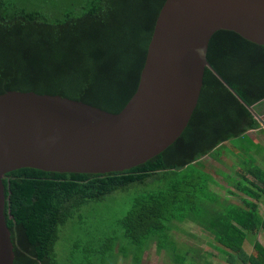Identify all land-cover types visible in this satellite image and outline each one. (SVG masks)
Listing matches in <instances>:
<instances>
[{
    "label": "trees",
    "instance_id": "16d2710c",
    "mask_svg": "<svg viewBox=\"0 0 264 264\" xmlns=\"http://www.w3.org/2000/svg\"><path fill=\"white\" fill-rule=\"evenodd\" d=\"M163 2L85 0L51 17L12 0H0V93L59 94L118 112L136 89ZM206 57L241 100L206 67L187 126L171 145L144 163L107 173L23 167L4 174V215L13 243V264H56L58 227L86 203L131 184L148 186L120 221L133 244L150 239L149 244L154 242L158 251L164 250L165 232L191 221L229 251L230 261L237 256L244 263L264 264L260 242H254V253L244 250L247 232L264 230V214L257 207L264 200L261 145L248 137L251 149L244 142L240 149L235 146L234 152L240 151L244 159L237 154L241 167L233 171L236 177L228 180L225 176L227 197L214 193L213 185L209 187L213 182L223 185L203 171L200 161L221 154L226 141H244L248 131L263 129L246 105L261 117L264 45L233 31L217 30L209 40ZM230 194L242 201L231 200ZM210 198L212 203L207 204ZM183 247L194 264H213L200 259L193 247Z\"/></svg>",
    "mask_w": 264,
    "mask_h": 264
},
{
    "label": "water",
    "instance_id": "95a60500",
    "mask_svg": "<svg viewBox=\"0 0 264 264\" xmlns=\"http://www.w3.org/2000/svg\"><path fill=\"white\" fill-rule=\"evenodd\" d=\"M217 30L264 45V0H164L136 89L116 113L59 94L0 93V264L14 260L4 215V174L23 167L107 173L144 163L187 126L206 67L241 100L207 60Z\"/></svg>",
    "mask_w": 264,
    "mask_h": 264
},
{
    "label": "rangeland",
    "instance_id": "374dc122",
    "mask_svg": "<svg viewBox=\"0 0 264 264\" xmlns=\"http://www.w3.org/2000/svg\"><path fill=\"white\" fill-rule=\"evenodd\" d=\"M24 5L27 9H38L51 17L59 16L68 8L82 4L85 0H12ZM256 108V107H255ZM261 117L264 120V103L260 106ZM263 129L250 132L251 136L261 142V153L264 156V126ZM248 133L245 140L230 139L226 141L218 156H205L201 158L203 171L209 172L214 179L223 185V188L213 182V192H220L222 197H227L228 180H232L234 172L239 171L238 156L241 152H234L235 146L251 149V141L256 145ZM251 141L249 140V138ZM234 147V148H233ZM249 149V150H250ZM234 152V153H233ZM236 153V154H235ZM235 154V155H234ZM260 163V160H257ZM201 166L200 163L196 164ZM192 167L191 165L189 168ZM188 168V169H189ZM201 169V167H200ZM187 168L180 172H185ZM200 171V172H203ZM228 175L227 178L225 176ZM236 177V176H235ZM227 181V182H226ZM217 185V186H216ZM147 185L131 184L126 188H119L105 196L100 201H90L74 212L58 227V238L54 244V257L56 264H194V260L186 256L183 247H193L200 259H205L213 264H249L244 263L239 257L228 259V250L217 245L211 234L196 223L183 221L173 225L171 231L165 232V249L158 251L154 242L143 240V244H133L124 234L120 223L122 217L131 208L136 197L147 192ZM240 195L241 193L238 192ZM231 200L241 202L238 195H229ZM212 203V198L207 204ZM204 206V203L200 204ZM199 205V206H200ZM258 211L264 214V200L257 202ZM171 227V223L168 224ZM177 226V228L175 227ZM171 229V228H170ZM255 241L264 246V230L247 232L244 250L254 253ZM180 244V245H179ZM170 254V255H169Z\"/></svg>",
    "mask_w": 264,
    "mask_h": 264
},
{
    "label": "crops",
    "instance_id": "0c3cea01",
    "mask_svg": "<svg viewBox=\"0 0 264 264\" xmlns=\"http://www.w3.org/2000/svg\"><path fill=\"white\" fill-rule=\"evenodd\" d=\"M256 130H260V129L250 130V131H248V134L251 136V133L254 132V131H256ZM250 132H251V133H250ZM251 137H252V136H251ZM252 140L258 142V145L261 144V142H260L258 139L254 138V137H252ZM257 163H258V162H257ZM258 164H259V163H258Z\"/></svg>",
    "mask_w": 264,
    "mask_h": 264
}]
</instances>
